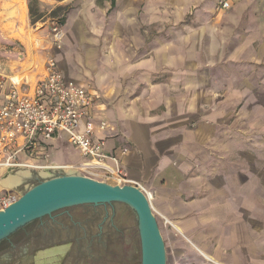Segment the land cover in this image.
Here are the masks:
<instances>
[{
    "label": "crops",
    "instance_id": "0c3cea01",
    "mask_svg": "<svg viewBox=\"0 0 264 264\" xmlns=\"http://www.w3.org/2000/svg\"><path fill=\"white\" fill-rule=\"evenodd\" d=\"M30 1L0 0V108L13 83L32 92L54 58L95 99L92 114L110 123L96 135L148 188L174 246L198 252L189 264H264V0L220 10L223 0H34L35 24ZM35 151L17 161L113 169L64 133Z\"/></svg>",
    "mask_w": 264,
    "mask_h": 264
},
{
    "label": "built area",
    "instance_id": "2783aa9c",
    "mask_svg": "<svg viewBox=\"0 0 264 264\" xmlns=\"http://www.w3.org/2000/svg\"><path fill=\"white\" fill-rule=\"evenodd\" d=\"M231 3L223 0L219 8L229 9ZM56 42L64 36L59 27L53 29ZM46 75L39 80L32 92H23L18 85L9 89L5 104L0 108V167L24 168L33 171H74L93 179H106L118 185L141 186L130 181L119 164V158L109 155L105 149V139L96 135V130L109 128L108 121L94 115L91 109L95 99L85 86L73 80L64 79L54 58L46 63ZM5 77L0 66V91L6 87ZM98 120V124L94 122ZM57 133L69 136L71 143L80 150L82 156L92 159L97 166L110 163L113 169L100 173L79 165L34 166L17 161L23 151L36 152L39 138H52ZM22 140V142H21ZM125 153L127 151H124ZM15 195L0 200V211L16 202Z\"/></svg>",
    "mask_w": 264,
    "mask_h": 264
},
{
    "label": "water",
    "instance_id": "95a60500",
    "mask_svg": "<svg viewBox=\"0 0 264 264\" xmlns=\"http://www.w3.org/2000/svg\"><path fill=\"white\" fill-rule=\"evenodd\" d=\"M123 203L138 220L141 264H168L164 240L150 197L138 186L113 185L78 173L43 178L9 207L0 211V241L38 218L76 205Z\"/></svg>",
    "mask_w": 264,
    "mask_h": 264
},
{
    "label": "rangeland",
    "instance_id": "374dc122",
    "mask_svg": "<svg viewBox=\"0 0 264 264\" xmlns=\"http://www.w3.org/2000/svg\"><path fill=\"white\" fill-rule=\"evenodd\" d=\"M220 9L221 8L219 7L217 8V10ZM55 27H59V30L62 32L61 26L59 25V19L55 20L52 24L50 33L53 34L56 45H60L63 42L65 35L60 42H56L55 32L53 31ZM108 124L110 128V123L108 122ZM1 173L2 172H0V175H3ZM62 173L69 174L77 172H48L41 170H32L31 172H29L27 177L22 180L23 182L21 181L20 185L16 188L12 189L0 185V200L9 195H15V197L18 199L28 189L36 186L37 183L42 181L43 178L52 177L55 174ZM127 177L130 181H132L128 175ZM97 180L101 182H108L113 185H118L112 180ZM133 182L138 183L141 186V189L148 195L149 190L144 184L138 181ZM150 202L153 214H155L157 218L159 229L161 230V234L166 247L167 263L189 264L187 262L188 256L198 255V252L195 249L185 250L182 246H179V244L181 243L178 244L179 247L174 246L171 231L168 229L171 224H169L167 217L161 214L156 208L154 197L152 198V200L150 199ZM111 205H108L110 216L107 218V222L105 224L106 227H104L105 233L102 237L96 236L98 224L103 220V218L101 219L99 217L98 213H96V215H98L97 220H95V215H90V219H87L88 216L79 218V220L83 224H85L86 228H88V225L90 224V230H92L94 233H88V236H86V234H77V247L81 249V254L80 256H78V259L74 264H141V237L136 215L133 213L129 206L123 203H113ZM99 212L100 215H103V212H101L100 210ZM77 231L78 230H76V232ZM19 255L20 254H18V256ZM194 262L195 263L193 264H200L196 259H194Z\"/></svg>",
    "mask_w": 264,
    "mask_h": 264
},
{
    "label": "flooded vegetation",
    "instance_id": "af4514ba",
    "mask_svg": "<svg viewBox=\"0 0 264 264\" xmlns=\"http://www.w3.org/2000/svg\"><path fill=\"white\" fill-rule=\"evenodd\" d=\"M108 205L111 204L70 206L26 224L0 241V264H74L81 254V249L77 247V234L88 236L94 233L90 230V224L86 228L79 218L88 216L87 219H90V215H95L97 220L98 213L103 220L98 224L96 236L102 237L110 216ZM99 210L104 216L100 215ZM55 248L63 251L54 256L46 255Z\"/></svg>",
    "mask_w": 264,
    "mask_h": 264
},
{
    "label": "bare ground",
    "instance_id": "6f19581e",
    "mask_svg": "<svg viewBox=\"0 0 264 264\" xmlns=\"http://www.w3.org/2000/svg\"><path fill=\"white\" fill-rule=\"evenodd\" d=\"M46 168H44L42 171H45ZM5 174V173H4ZM24 175L23 174H20V175H15V176H12V175H3V176H0V185L1 186H6V187H9V188H16L17 186L20 185V182L25 178L23 177ZM23 182V181H22ZM148 197H150V199L152 200V197H151V194L148 193ZM63 251V249L61 248H55V249H51V251H48L46 253L47 256H54L55 254H59ZM46 252V251H45ZM44 253V252H43ZM40 255V254H39ZM43 255V254H41ZM45 255V257H46ZM61 255V254H60ZM57 256V255H56ZM207 257V256H206ZM39 258V256H38ZM41 259V258H40ZM52 259V258H50ZM38 260V259H37ZM44 260V259H43Z\"/></svg>",
    "mask_w": 264,
    "mask_h": 264
},
{
    "label": "trees",
    "instance_id": "16d2710c",
    "mask_svg": "<svg viewBox=\"0 0 264 264\" xmlns=\"http://www.w3.org/2000/svg\"><path fill=\"white\" fill-rule=\"evenodd\" d=\"M37 3L38 2L37 1H34V0H31L30 1V18H31V21H32L33 24H35L38 21H40L41 19H43L42 18L43 15L40 14L38 12V9L35 7L36 6L35 4H37ZM67 10L68 9H65L64 10L63 8H58V9L52 11L51 14H50V16L54 18L55 16L58 17V16H61L62 15L61 19L59 20V25L60 26H63L65 24V20H66L65 14H66ZM63 11H65V12H63ZM58 13H61V14H58Z\"/></svg>",
    "mask_w": 264,
    "mask_h": 264
}]
</instances>
